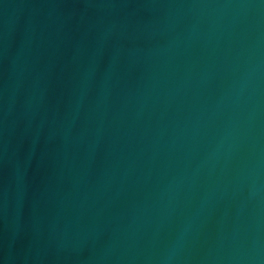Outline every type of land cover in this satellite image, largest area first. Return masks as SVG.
Wrapping results in <instances>:
<instances>
[{"label": "water", "instance_id": "1", "mask_svg": "<svg viewBox=\"0 0 264 264\" xmlns=\"http://www.w3.org/2000/svg\"><path fill=\"white\" fill-rule=\"evenodd\" d=\"M0 264H264V0H0Z\"/></svg>", "mask_w": 264, "mask_h": 264}]
</instances>
